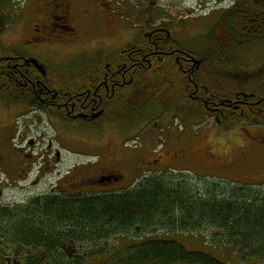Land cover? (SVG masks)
Returning a JSON list of instances; mask_svg holds the SVG:
<instances>
[{"label":"flooded vegetation","instance_id":"obj_1","mask_svg":"<svg viewBox=\"0 0 264 264\" xmlns=\"http://www.w3.org/2000/svg\"><path fill=\"white\" fill-rule=\"evenodd\" d=\"M225 1L210 6L213 13L205 15L212 19L208 28L187 37L185 25L197 19L187 16L177 21L167 10L178 6H162L156 0H0V102L7 107L21 106L27 114L98 126L99 132L91 131L100 137L106 132L103 126L121 136L120 148L106 155L85 153L88 158H97L92 164L100 169H104L100 161L108 158L106 172L91 184L69 176L51 192L37 194L36 199L76 195L72 193L75 181L83 190L105 189L78 194L121 191L134 187L137 179L164 172L167 165L181 168L192 160L206 168L228 169L226 161L216 157L214 147H194L202 138L203 123L208 121L221 140L234 137L237 130L247 131L264 150V76L250 81L255 89L247 92L235 91L232 80L235 55L243 46L253 41L257 45L264 39V0ZM108 26L118 36L109 45L100 38V30ZM186 41L199 47L193 49ZM220 41L227 46L220 49ZM80 46L86 53L79 68H49L40 58L43 50L50 54L47 50L51 48ZM161 81H165L164 87ZM158 87L164 92L156 93ZM148 96L154 100H145ZM154 108L159 109L156 116H168L159 138L151 140L154 149L134 136H126L132 127L127 126L126 132L111 127L114 123L130 124ZM243 149L239 148L241 154ZM5 152L0 151V197L7 187L25 182L34 163L33 154H22L21 149L7 148ZM56 155L59 158L60 153ZM123 160L139 176L125 188L121 185L126 177L114 172ZM260 162L252 160L248 166L256 170L264 187V157ZM187 167L179 172L191 173ZM206 172L210 174L205 177L221 175ZM96 247L68 235L54 251L47 245L38 247V241L27 244L25 238L0 231V264H89L83 252L98 250ZM100 247L107 249L103 242Z\"/></svg>","mask_w":264,"mask_h":264},{"label":"trees","instance_id":"obj_2","mask_svg":"<svg viewBox=\"0 0 264 264\" xmlns=\"http://www.w3.org/2000/svg\"><path fill=\"white\" fill-rule=\"evenodd\" d=\"M219 43L220 49L227 46ZM160 84L164 87L165 81ZM155 91L163 93L164 89ZM173 172L150 174L121 191L48 195L19 209H0V231L25 238L27 244L38 241V247L47 245L54 251L72 235L99 248L86 252L87 259L108 255L111 264H227L224 255L190 251L174 238L210 228L216 232L214 246L227 247L241 264H264V190L253 193L251 185L216 182L217 177H172ZM191 180L205 184L209 191L195 192L188 185ZM222 185L226 189L218 193ZM159 233L164 237L151 238ZM126 236L138 240L117 251L100 247L104 239Z\"/></svg>","mask_w":264,"mask_h":264},{"label":"rangeland","instance_id":"obj_3","mask_svg":"<svg viewBox=\"0 0 264 264\" xmlns=\"http://www.w3.org/2000/svg\"><path fill=\"white\" fill-rule=\"evenodd\" d=\"M200 1L202 3H200ZM218 0H156L158 4L162 6H178L175 10H167L165 7H161L167 10L169 16L174 17L175 20H184L185 17L195 18L197 21L190 25H185V34L187 37H193L197 32L202 31L201 29H206L212 22L211 18L205 15L212 14L213 11L210 8L217 4ZM231 0H226L225 3H230ZM192 10L189 12L188 10ZM166 14L163 12V15ZM201 20H198L200 19ZM189 20V19H187ZM106 31V32H105ZM100 30V38L107 45L113 43L118 37L115 33V29L111 26L107 27L106 30ZM187 46L195 49L196 43L193 41H186ZM257 44V43H256ZM47 50L50 54H46L43 50L40 58L44 64H48L49 68L58 69H74L79 68L85 62L82 57L83 53H86L83 46L77 48L54 49ZM239 54L235 55V71L232 77L233 86L235 91H251L253 88L250 81L257 79L256 77L264 76V39L259 44L255 45L254 41L247 46H243L239 50ZM229 58V56L227 57ZM245 68L244 71H241ZM226 79L224 78V81ZM256 82V81H255ZM261 84L263 82H260ZM256 85L258 86L257 82ZM159 109H149L142 115L132 121L130 124L124 123H114L111 124L112 129L117 131L126 132L124 129L132 127L126 136H134V139L138 138L139 142H144L146 146L155 148L154 141L159 138L160 128L166 124L168 116L157 115ZM21 106L7 107L4 103L0 102V151L6 153L7 148L21 149L22 154H33L32 160L33 169L29 174L25 182L16 187H7L5 193L0 197V209L15 210L24 206L27 202L35 199V196L45 195L53 190V186L56 184H61L65 182L69 176L74 177V180H80V183L85 185L91 184L95 177L99 176L101 173H105L107 168L108 158L101 160V167L94 166L92 162L96 161L97 158L90 157L85 153L97 154H108L112 149L120 148V138L121 136H115L114 131H110L109 127L103 126L106 130L104 137H100L93 134L91 130L95 129L99 132L98 126L87 125L80 122L65 123L60 120L50 119L46 115H35L34 113H26ZM156 116V117H155ZM153 118V119H152ZM152 119V120H151ZM151 120V123H148ZM145 123H148L147 125ZM145 124V125H144ZM163 124V125H162ZM109 126V125H108ZM128 126V127H127ZM189 126V125H188ZM9 133V134H7ZM251 133V132H250ZM247 133V131H238L235 136L225 140H221L216 136L215 128L212 122L208 121L203 123L200 140H196L194 143L195 149L200 146H212L214 147V152L216 157H220L223 161H226L224 165H228L229 168L223 170L222 168L208 167L204 166L198 160H192L190 163H186L184 167L188 169L191 168V173L179 172L183 171L184 167L178 168L177 166L172 169L170 165H167L164 172H172V177H177L182 175H188L192 178L203 179L205 175H209L206 171L209 170L217 171L218 174H214L213 177H222L223 179H229L232 182H239L240 184L246 186L251 185L250 188L252 192L264 190L262 183L260 182L261 177L255 173L248 166V162L252 160L260 161L262 163L264 157V150L256 138L251 136L254 134ZM251 135V136H250ZM33 141V145L30 146V142ZM250 142L251 145H250ZM239 148H244V153L241 154ZM59 152L60 156L57 157L56 153ZM82 153V155L80 153ZM144 153V151L142 152ZM141 153V154H142ZM29 159V157H25ZM194 159V158H193ZM125 160L119 162V164L114 168L116 173L123 174L126 177L124 185L122 188L132 185L136 179L139 177L133 173L130 164L124 162ZM250 165V164H249ZM186 168V169H187ZM101 170V171H100ZM104 170V171H102ZM170 170V171H169ZM212 170V171H211ZM73 172V173H72ZM72 174V175H71ZM226 175V176H224ZM202 176V177H201ZM210 177H212L210 175ZM64 179V180H63ZM210 179V178H209ZM213 179V178H211ZM262 180V179H261ZM216 182H228L226 180L215 179ZM136 183V182H135ZM188 185L192 187L195 192L207 193L209 188L202 183H197L194 180L189 181ZM79 184L76 183L72 188V193H82L88 191H101L105 189H84L78 188ZM248 187V186H247ZM120 188V187H118ZM218 193L225 191V187L219 186ZM254 193V192H253ZM210 228H202L195 233H183L174 236L176 240L182 243L190 251H206V253L215 254L218 257L224 255L223 261L227 264H241L235 257V255L227 249L225 246H214L213 234ZM162 238L161 233L158 235H151V238ZM138 240V237L132 236L129 239L126 237H110L104 239L103 245L108 249H118L125 248L129 244L134 243ZM118 246V247H117ZM106 249V250H107ZM86 252L90 251H84ZM121 254L120 252L116 255ZM92 259V260H91ZM89 264H111L110 257L108 255H102L101 257L95 256L89 258ZM249 264H260L257 261L251 262Z\"/></svg>","mask_w":264,"mask_h":264},{"label":"water","instance_id":"obj_4","mask_svg":"<svg viewBox=\"0 0 264 264\" xmlns=\"http://www.w3.org/2000/svg\"><path fill=\"white\" fill-rule=\"evenodd\" d=\"M39 68H41V66H39Z\"/></svg>","mask_w":264,"mask_h":264}]
</instances>
